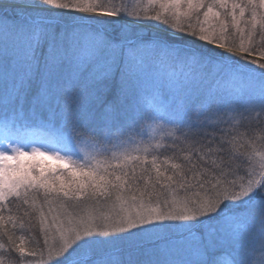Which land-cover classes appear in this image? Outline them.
Here are the masks:
<instances>
[{
  "label": "snow or ice",
  "instance_id": "snow-or-ice-1",
  "mask_svg": "<svg viewBox=\"0 0 264 264\" xmlns=\"http://www.w3.org/2000/svg\"><path fill=\"white\" fill-rule=\"evenodd\" d=\"M0 264H264V0H0Z\"/></svg>",
  "mask_w": 264,
  "mask_h": 264
}]
</instances>
